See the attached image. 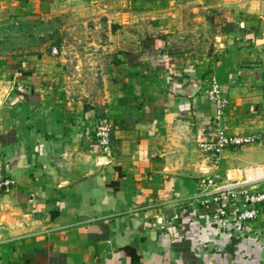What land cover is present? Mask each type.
<instances>
[{
    "label": "crops",
    "instance_id": "crops-1",
    "mask_svg": "<svg viewBox=\"0 0 264 264\" xmlns=\"http://www.w3.org/2000/svg\"><path fill=\"white\" fill-rule=\"evenodd\" d=\"M55 19L107 28L103 91L38 44ZM212 77L228 134L260 137L218 163ZM0 143V264H264V207L240 226L198 187L264 189V0H0Z\"/></svg>",
    "mask_w": 264,
    "mask_h": 264
},
{
    "label": "built area",
    "instance_id": "built-area-1",
    "mask_svg": "<svg viewBox=\"0 0 264 264\" xmlns=\"http://www.w3.org/2000/svg\"><path fill=\"white\" fill-rule=\"evenodd\" d=\"M52 54L57 55L58 49L52 48ZM208 98L216 106V114L212 120V131L208 139L200 145L205 153L214 156L215 162L218 163L223 151L228 147H243L260 141L259 136H241L231 135L227 132L226 111L229 101L224 96L223 87L219 81L212 77L210 87L207 90ZM95 135L99 141L102 151L108 152L111 148L113 136V125L107 118L98 120ZM1 148V143H0ZM6 181L5 185H10ZM199 196L201 202L207 204H222L230 206L235 221L241 226H248L249 223L255 222L260 216V210L264 207V189L252 190L241 189L239 184H223L216 177H205L198 181ZM242 201L238 202V199Z\"/></svg>",
    "mask_w": 264,
    "mask_h": 264
},
{
    "label": "rangeland",
    "instance_id": "rangeland-1",
    "mask_svg": "<svg viewBox=\"0 0 264 264\" xmlns=\"http://www.w3.org/2000/svg\"><path fill=\"white\" fill-rule=\"evenodd\" d=\"M50 24L53 25V33L48 35L50 38H46V36H40L44 35L40 31L37 38L38 44L42 47L47 45L51 51L52 47H57L56 58L65 62V75L69 84L71 86L86 85L89 89L97 88V90L103 91L106 86L103 79L104 71L109 69L110 63L115 60V56L121 53L110 47L109 32L104 24L101 22L97 29L92 26L93 30H87L85 25L81 23L79 25L83 26V30L77 29L72 32H67V29L61 32L62 29L59 26L65 25L61 20L55 19ZM201 27L202 25L198 24L197 30L200 31ZM205 29H203L204 32L201 33V37H207L213 32L212 26ZM195 36L193 33L187 35L191 40Z\"/></svg>",
    "mask_w": 264,
    "mask_h": 264
},
{
    "label": "bare ground",
    "instance_id": "bare-ground-1",
    "mask_svg": "<svg viewBox=\"0 0 264 264\" xmlns=\"http://www.w3.org/2000/svg\"><path fill=\"white\" fill-rule=\"evenodd\" d=\"M259 176L264 177V171H262Z\"/></svg>",
    "mask_w": 264,
    "mask_h": 264
}]
</instances>
